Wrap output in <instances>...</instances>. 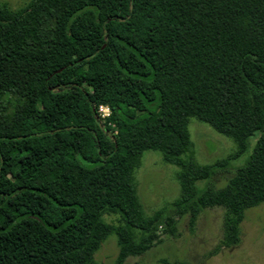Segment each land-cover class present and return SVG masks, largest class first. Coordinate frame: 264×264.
<instances>
[{
	"label": "trees",
	"instance_id": "obj_1",
	"mask_svg": "<svg viewBox=\"0 0 264 264\" xmlns=\"http://www.w3.org/2000/svg\"><path fill=\"white\" fill-rule=\"evenodd\" d=\"M191 117L232 138L236 157L253 144L223 187L210 180L227 161L199 166L187 156ZM145 151L180 171L179 201L154 216L132 180ZM259 204L264 0L0 5V264H95L110 236L124 264L163 225L175 235L169 210L194 223L223 207L234 243Z\"/></svg>",
	"mask_w": 264,
	"mask_h": 264
},
{
	"label": "rangeland",
	"instance_id": "obj_2",
	"mask_svg": "<svg viewBox=\"0 0 264 264\" xmlns=\"http://www.w3.org/2000/svg\"><path fill=\"white\" fill-rule=\"evenodd\" d=\"M27 1L0 0V5L18 9ZM188 132L187 156L195 164L210 166L220 161L228 162L229 166L210 180L217 188L223 187L235 169L243 165L253 145L236 157L232 138L195 117L189 118ZM179 176V168L165 162L159 152L143 153L141 166L134 170L132 180L145 215L154 216L179 201ZM206 184V181H199L196 185L202 189ZM168 214L176 221L175 235L168 236V227L163 225L158 229V239L153 246L142 255L128 257L124 264H264V204L245 211L239 226V240L234 243L227 239L223 207L204 209L194 223H190L189 215L179 216L174 210H169ZM103 219L107 223L115 221L113 216H103ZM117 254L116 238L110 236L94 255L95 264H115Z\"/></svg>",
	"mask_w": 264,
	"mask_h": 264
},
{
	"label": "built area",
	"instance_id": "obj_3",
	"mask_svg": "<svg viewBox=\"0 0 264 264\" xmlns=\"http://www.w3.org/2000/svg\"><path fill=\"white\" fill-rule=\"evenodd\" d=\"M98 114L102 119H106L110 115V109L108 106H99Z\"/></svg>",
	"mask_w": 264,
	"mask_h": 264
}]
</instances>
